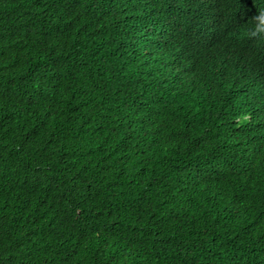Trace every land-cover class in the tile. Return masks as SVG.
Here are the masks:
<instances>
[{
  "label": "trees",
  "instance_id": "1",
  "mask_svg": "<svg viewBox=\"0 0 264 264\" xmlns=\"http://www.w3.org/2000/svg\"><path fill=\"white\" fill-rule=\"evenodd\" d=\"M206 7L0 0V264H264V45Z\"/></svg>",
  "mask_w": 264,
  "mask_h": 264
},
{
  "label": "clouds",
  "instance_id": "2",
  "mask_svg": "<svg viewBox=\"0 0 264 264\" xmlns=\"http://www.w3.org/2000/svg\"><path fill=\"white\" fill-rule=\"evenodd\" d=\"M213 1L206 0L207 10H211L210 6ZM229 3L232 11H229L227 26L223 32L228 48H230L229 42L236 47L243 42H255L258 46L264 45V0H229ZM193 5L187 3L188 8H193ZM217 16L222 31L221 12L217 11ZM213 25H216L218 29V23H212ZM242 76L247 77L249 81L246 86H242V91L250 100L264 97V75L253 84V69L248 67Z\"/></svg>",
  "mask_w": 264,
  "mask_h": 264
}]
</instances>
